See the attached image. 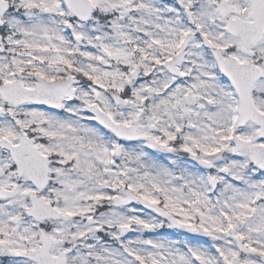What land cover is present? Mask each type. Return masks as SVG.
Returning <instances> with one entry per match:
<instances>
[{
    "label": "snow or ice",
    "instance_id": "1",
    "mask_svg": "<svg viewBox=\"0 0 264 264\" xmlns=\"http://www.w3.org/2000/svg\"><path fill=\"white\" fill-rule=\"evenodd\" d=\"M0 264H264V0H0Z\"/></svg>",
    "mask_w": 264,
    "mask_h": 264
}]
</instances>
